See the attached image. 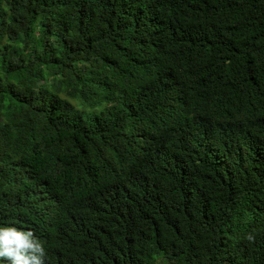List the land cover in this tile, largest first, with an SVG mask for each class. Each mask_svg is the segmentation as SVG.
Here are the masks:
<instances>
[{
    "label": "trees",
    "instance_id": "16d2710c",
    "mask_svg": "<svg viewBox=\"0 0 264 264\" xmlns=\"http://www.w3.org/2000/svg\"><path fill=\"white\" fill-rule=\"evenodd\" d=\"M0 227L45 264H264V0H0Z\"/></svg>",
    "mask_w": 264,
    "mask_h": 264
},
{
    "label": "clouds",
    "instance_id": "9594fccd",
    "mask_svg": "<svg viewBox=\"0 0 264 264\" xmlns=\"http://www.w3.org/2000/svg\"><path fill=\"white\" fill-rule=\"evenodd\" d=\"M252 240L253 237H247ZM47 253L34 232L14 227H0V259L10 264H45Z\"/></svg>",
    "mask_w": 264,
    "mask_h": 264
}]
</instances>
